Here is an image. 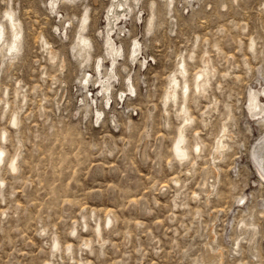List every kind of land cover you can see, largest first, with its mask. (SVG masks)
<instances>
[{
  "label": "rangeland",
  "instance_id": "374dc122",
  "mask_svg": "<svg viewBox=\"0 0 264 264\" xmlns=\"http://www.w3.org/2000/svg\"><path fill=\"white\" fill-rule=\"evenodd\" d=\"M120 1L0 0V264H264V0Z\"/></svg>",
  "mask_w": 264,
  "mask_h": 264
},
{
  "label": "bare ground",
  "instance_id": "6f19581e",
  "mask_svg": "<svg viewBox=\"0 0 264 264\" xmlns=\"http://www.w3.org/2000/svg\"><path fill=\"white\" fill-rule=\"evenodd\" d=\"M127 1L128 0H124V1H120V2L114 3V6L115 7H114V9L108 15L109 25H113L118 20H120L121 14L119 13L118 8H122L123 11H126V10L130 9V7L127 6V4H128ZM58 2H59V0H52V7L53 8H56L57 5H58ZM6 17L8 18L7 19L9 21L8 22L9 23L8 25H10L9 27L11 29V34H12L11 41L7 44L8 45V50H9V52L11 54H14L17 51H19V49L21 47V42H22V40H21V37H22L21 26H20L19 22L15 19V16H14V14L12 12H8V13L6 12ZM85 23H86V20L84 21V23L82 24L83 26H81V27H84L85 26ZM111 31H112L111 29L108 30V37H107V40L108 41L106 42L107 43L106 46H107L108 53H111L112 54V62H113V64H115L116 60L120 56H122L123 50L120 49L115 44V42L113 41V38H111ZM4 40H5V26L3 24H0V43H2V42L4 43ZM79 43L81 44V48L83 50L86 49L88 47V45L90 44L87 41V38H85V37H82L80 39ZM137 45H138V48H139L140 43L137 42ZM137 45H135V46H137ZM252 46H254V45H252ZM134 47H133V49H134ZM137 51H139V49H137ZM137 51H135L134 54L132 53L133 54V58H136ZM205 64H206V66L209 65L207 63H205ZM99 67H100V65H99ZM180 68H181L180 73H181L182 76H184L185 73L187 72V70H186V68H185L184 65H182V67H180ZM211 72H212V70H211ZM207 74L208 73L206 71H201L200 73H197L196 79L194 78L195 79L194 80L195 81V90H198V91L200 89L202 90L203 89L202 87L205 86V84L209 83L208 82L209 79L208 78H205L207 76ZM210 75H214V74H210ZM110 79L111 78L108 77V80L105 81V83H104V87L105 88L109 87V80ZM178 80L179 79H177V77L175 75H172V77L170 79V88H169V91L167 92L166 99H171L173 101H177L176 98H177V95L179 94L178 93V88L180 86V84H179L180 82ZM207 85H206V87H207ZM181 89H182V95H183V97H186L187 94H188V92H190L189 90H191L187 84H184V87H182ZM262 93H264V92H262ZM248 110L252 114V116H260V115H262L264 113V103H262V101H261V91H256V90H251L250 91V94H249V102H248ZM182 111H183V109L181 110V112ZM186 111H188V110L186 109ZM188 115H190V114L188 113ZM17 118H18V116L11 120L12 125L16 126V124H17ZM189 120H190L189 117H184V121L185 122H188ZM186 124H184V125L182 124V127H180V129L178 131V134H177V136L175 138L173 148H172L173 149L174 156L177 159H179V160H184V159L188 158V151H187V148L185 146L186 138H185V134H184V127H185ZM217 147L220 148V149H223V148L226 147V145L224 144V142H223L222 139H219ZM196 149L198 151L199 150V147H197ZM5 154H6L5 153V150L1 148L0 149V166L4 163ZM252 157H253L254 165L256 166L257 172H258L259 176L261 177V180L264 181V137L261 138L257 142V144L254 146L253 153H252ZM9 168H10V171L11 172H13V173L14 172H17L18 167H17V160L15 158H13L10 161ZM111 222H112V219L109 218L108 221H107V224H110ZM96 234H97V236H100L101 235V227L100 226L97 228ZM58 246H59V241L57 239H55L54 240V243H53V249H54V251L57 250Z\"/></svg>",
  "mask_w": 264,
  "mask_h": 264
}]
</instances>
